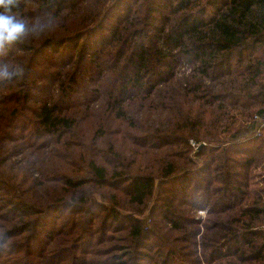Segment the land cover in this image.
I'll list each match as a JSON object with an SVG mask.
<instances>
[{"label":"trees","instance_id":"1","mask_svg":"<svg viewBox=\"0 0 264 264\" xmlns=\"http://www.w3.org/2000/svg\"><path fill=\"white\" fill-rule=\"evenodd\" d=\"M10 8L0 264H264V0Z\"/></svg>","mask_w":264,"mask_h":264},{"label":"clouds","instance_id":"2","mask_svg":"<svg viewBox=\"0 0 264 264\" xmlns=\"http://www.w3.org/2000/svg\"><path fill=\"white\" fill-rule=\"evenodd\" d=\"M15 2L16 0H0V8L4 9L0 12V42L17 39L25 31L24 23L16 21L11 14L10 5Z\"/></svg>","mask_w":264,"mask_h":264},{"label":"built area","instance_id":"3","mask_svg":"<svg viewBox=\"0 0 264 264\" xmlns=\"http://www.w3.org/2000/svg\"><path fill=\"white\" fill-rule=\"evenodd\" d=\"M254 124V134L262 135L264 134V114H255L253 119ZM192 145L194 148H198L201 144L195 140H191Z\"/></svg>","mask_w":264,"mask_h":264},{"label":"rangeland","instance_id":"4","mask_svg":"<svg viewBox=\"0 0 264 264\" xmlns=\"http://www.w3.org/2000/svg\"><path fill=\"white\" fill-rule=\"evenodd\" d=\"M201 216H205L206 215V209H199V213Z\"/></svg>","mask_w":264,"mask_h":264},{"label":"water","instance_id":"5","mask_svg":"<svg viewBox=\"0 0 264 264\" xmlns=\"http://www.w3.org/2000/svg\"><path fill=\"white\" fill-rule=\"evenodd\" d=\"M203 145V143H201V145L199 147H201Z\"/></svg>","mask_w":264,"mask_h":264}]
</instances>
